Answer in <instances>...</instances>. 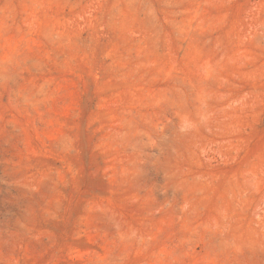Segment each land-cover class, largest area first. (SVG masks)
<instances>
[{"label": "rangeland", "instance_id": "1", "mask_svg": "<svg viewBox=\"0 0 264 264\" xmlns=\"http://www.w3.org/2000/svg\"><path fill=\"white\" fill-rule=\"evenodd\" d=\"M0 264H264V0H0Z\"/></svg>", "mask_w": 264, "mask_h": 264}]
</instances>
